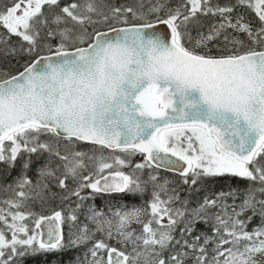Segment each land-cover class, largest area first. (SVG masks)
I'll use <instances>...</instances> for the list:
<instances>
[{
    "label": "snow or ice",
    "instance_id": "obj_1",
    "mask_svg": "<svg viewBox=\"0 0 264 264\" xmlns=\"http://www.w3.org/2000/svg\"><path fill=\"white\" fill-rule=\"evenodd\" d=\"M237 4L254 10L258 28L243 16L233 22L235 5L211 0H181L175 8L167 0L63 7L12 0L0 10V27L23 42L3 54L28 56L15 74L0 71V164L9 173L19 164L22 173L18 191L9 185L7 212L0 208V264H186L189 257L193 264H264V0ZM198 14L220 22L203 32ZM80 142L99 146V154L76 151ZM136 155L142 162L132 165ZM33 169L36 187L51 178L67 191L71 179L70 195L80 201L85 189L93 199L119 201L110 199L107 211L90 207L87 222L65 237L61 211L49 217L29 209L24 189ZM160 169L178 170L191 185L247 183L189 209L160 182ZM149 187L151 198L137 206ZM177 201L182 207H173ZM256 218L259 226L248 231ZM67 219L77 221L75 210ZM201 222L211 235H194ZM88 243L83 260L69 255Z\"/></svg>",
    "mask_w": 264,
    "mask_h": 264
},
{
    "label": "rangeland",
    "instance_id": "obj_2",
    "mask_svg": "<svg viewBox=\"0 0 264 264\" xmlns=\"http://www.w3.org/2000/svg\"><path fill=\"white\" fill-rule=\"evenodd\" d=\"M72 1L73 0H59V3H60V6L63 7L65 5H67V4L72 3ZM173 1L175 2V4L173 6H170L168 4H167V6L171 7V8H175L181 3V0H173ZM213 1H214V3H212V0H211V3L213 5H219V6H224L226 4L235 5L234 11L230 14L233 22H235V20H236V18L238 16H243L244 22H249L252 25L253 28H258L260 22H259L258 18L255 16L254 10H252V9L246 7V6L238 5L237 4V0H213ZM103 2L106 3L104 0H103ZM136 2H137V0H113L109 4H113L115 6H120V5L134 6L136 4ZM254 2H255V0H253V3ZM189 7H190V5H189ZM43 11L46 14L48 13L47 6H44ZM57 11H59V9H57ZM161 15H163V13H161ZM198 18L203 19V20H205V22H207L206 25H202V27L200 29L203 32H207L209 27L212 24H214V23L218 24L220 22V17L218 15L217 16H211V15L204 16L202 14H198ZM4 31L8 34L6 29H4ZM228 32L230 34H234V33L242 34V33L234 32L232 29H228ZM195 35H196V32L193 33V36H195ZM16 38H17L16 39L17 42H19L20 46H21V44L23 42L20 40L19 37H16ZM246 38H247L246 39V43H250V41L248 40L247 36H246ZM221 40H222V37H221ZM52 42L56 43L57 41H52ZM210 48H211L213 54H217V47H216V43L215 42L210 45ZM11 49L12 48L9 45L5 46L2 43V40H0V55L1 56H4V58H8L9 55L5 56L3 54V52L5 50L10 51ZM20 54L27 56L24 53H20ZM42 139H47V138L44 137ZM79 144H81V143H79ZM94 149L96 150V153L99 154V149L94 147V146H90L88 148V150H86V151L82 150L80 147H79V149L77 148V146L75 147L76 151H83V152L88 153L89 155H92ZM105 152H107V151H105ZM105 152H104V154L108 155ZM117 154H119V153H117ZM140 162H142V157L140 155H136V156H133L131 158L132 165H135L136 163H140ZM52 167L56 168L57 164H52ZM16 168L19 171V175L16 178H14L12 183L10 184L13 188H17L16 182L18 181V179L22 175L21 168H20L19 164H17ZM123 170L125 172H130L131 168H125ZM12 171L13 170H11L10 172H12ZM146 172H147V170H145V176H144L145 179L147 178ZM85 175H87V172H85ZM159 176L161 177V181H160L161 183H163L164 180H167L169 182L168 188H169L170 192H171V189H175L177 195L180 198V201H184L185 200V198L182 197V194L179 193V188L181 187V185L185 184V183H183V178H179V177L173 176L171 174H167V173L160 172V171H159ZM28 178L32 180V186H31V188L26 187L24 190L29 192V195L32 197V199H30L28 201L29 209L32 212H34V213H36L38 215H42L43 213L50 214V213H52L54 211H61L62 215L65 217V221L62 224V228H63L65 237H67L70 232L71 233L78 232L79 228L84 223L87 222L86 221V217H87V215L90 214L89 213V208L90 207H94V208L98 209L97 207H95V203H94L96 198L95 199L91 198V196L89 195V193H90L89 189H85V190H83L81 192V196L88 197L87 199H84L83 201H80L76 196L70 195V192L76 188V184L73 183L71 181V179H69L66 182L67 185H68V190L66 191L64 189H61L58 186L57 182L54 179H51V178L46 180V181H42L41 186L40 187H36L37 176L35 175L34 169H33V174L28 176ZM43 184H47V187H43ZM185 186L189 187V186H191V184H185ZM2 189L4 191V197L2 199H0V208H4L5 212H7V205H5L3 202L6 201V200H9V199H12L13 196H14V193L9 188V186L3 187ZM18 190L19 189L17 188V191ZM58 190L62 191V194L65 195L64 197H68V199H64V197L63 198H59L58 197V192H57ZM150 192H151V187H149V195L146 196L145 199H142V200H144L143 204L142 205H137V206H144L145 205V200H148V199L151 198L150 197ZM185 193H186V191H185ZM164 198L167 199L166 196ZM77 203L81 204L80 208H76V204ZM173 207H182V205L180 204L179 201H177L173 205ZM188 208L191 209L189 205H188ZM73 210H75V215L78 217L77 221H75V222L67 219V217L70 214H72ZM99 210L107 211V207L99 209ZM182 226L183 225L181 224V225L178 226V228L182 227ZM132 227L134 229H136L137 231L141 230L140 225L133 224ZM254 228L255 227L252 228V227L247 226V230L250 231V232ZM176 235L179 238V231L178 230H177ZM9 238H10V234H9ZM95 239H97V240L105 239L106 242L108 244H110L111 246L119 247V245L117 244V241L115 239L107 240L106 236L104 234H102V233H97L96 236H95ZM89 248H91V243H88L87 245H82L80 248H78L74 252L69 253V255H78L83 260L85 258V253H88V249ZM129 251H130V248H129ZM209 251L211 252V248H209ZM104 256H105V259H106V253L104 254ZM0 259H4V258H0ZM87 259L88 260L92 259L90 254L88 255ZM186 264H193V260H192L191 257L186 258Z\"/></svg>",
    "mask_w": 264,
    "mask_h": 264
},
{
    "label": "trees",
    "instance_id": "obj_3",
    "mask_svg": "<svg viewBox=\"0 0 264 264\" xmlns=\"http://www.w3.org/2000/svg\"><path fill=\"white\" fill-rule=\"evenodd\" d=\"M106 3H111L113 0H104ZM74 2V0L72 1ZM153 2H155V0H153ZM12 3V0H0V10H6L7 6H10ZM212 3H214V1L212 0ZM167 4L170 6H173L175 4V2L173 0H167ZM199 19V22L201 25H206L207 22H205V20L203 19ZM195 31H192V34ZM231 35H235L237 36L239 39L243 40L246 43V36L244 34H231ZM17 36L11 35V34H7L4 29L2 27H0V40H2V43L6 46L9 45L12 49L16 48L18 49L20 47V43L17 42ZM28 60V56L22 55V54H18V55H9L8 58H4V56L0 55V71H6V72H12L13 74H15V72L17 70H22V66L23 64ZM77 148L79 149V147L82 150H87L85 148V146L83 144H77L76 145ZM47 154H45L46 156ZM35 158V157H34ZM59 162L53 158V163L52 164H58ZM33 174V170L28 171L27 175L30 176ZM19 175V171L17 170V168L13 169L12 172L9 173V171L7 170V166L0 164V199H2L4 197V191H3V187H7L9 186L13 179L16 178ZM19 180V179H18ZM246 181H241V180H235V181H231V182H226V181H213L210 182L206 185H201V184H197V185H191L189 187H186L185 184L181 185V187L179 188V193L182 194V197L185 198V200L188 201V205L190 206V208H194L197 206L198 203H202L203 199L207 196L209 198H215V196L221 192H227L229 191V186L231 187H241L243 188L246 185ZM186 191V193H185ZM58 197L59 198H63L65 195L62 194V191L58 190ZM182 198V199H183ZM119 201V197H115L113 199V202ZM129 201L131 202V198H129ZM141 200L137 199L135 201L136 204H139ZM96 203V207L97 208H102L103 204L100 202L99 198H96L95 200ZM227 203L231 204V198H229L227 200ZM237 203H239V201H237ZM213 212H215L216 210L213 209ZM43 216H46L48 214L43 213ZM259 218L254 219L250 224H248L249 227H257V225L259 224ZM212 223H214V221H212ZM259 226V225H258ZM201 232H206L209 235H211V227L210 224L206 225L203 222H201L200 224L197 225V229L196 232L194 233V235H199ZM191 239V238H189ZM66 258V257H65ZM26 264H39L38 261L36 260H31L29 259Z\"/></svg>",
    "mask_w": 264,
    "mask_h": 264
},
{
    "label": "flooded vegetation",
    "instance_id": "obj_4",
    "mask_svg": "<svg viewBox=\"0 0 264 264\" xmlns=\"http://www.w3.org/2000/svg\"><path fill=\"white\" fill-rule=\"evenodd\" d=\"M81 144H83V143H81ZM84 146H85V148L88 150V148L90 147V146H93V145H88V144H83ZM94 147H96V148H98L99 149V146H94ZM105 151H107V152H105ZM104 152L106 153V154H109V150H105ZM160 172H164V173H167V174H171V175H173V176H176V177H179V178H182L181 176H178V175H176V174H172V173H168V172H166V171H162V170H159ZM89 191H91L90 189H89ZM96 198H99V200H100V202L103 204V207L102 208H105V207H107V202L110 200V199H114V198H109V197H99V196H97ZM96 200V199H95ZM141 201L139 202V204H137V205H142L143 204V201L144 200H142V199H140ZM95 203V202H94ZM115 203V202H114ZM95 207H96V203H95ZM102 208H98V209H102ZM55 212V211H54ZM54 212H52V213H50V214H48V215H51V214H53ZM48 215H46V216H48ZM61 227H62V225H61ZM62 231H63V228H62ZM63 234H64V231H63Z\"/></svg>",
    "mask_w": 264,
    "mask_h": 264
},
{
    "label": "water",
    "instance_id": "obj_5",
    "mask_svg": "<svg viewBox=\"0 0 264 264\" xmlns=\"http://www.w3.org/2000/svg\"><path fill=\"white\" fill-rule=\"evenodd\" d=\"M157 27H158V29L161 30V31H170V30L167 29V26H166V25H157ZM80 143L91 145V144L86 143V142H80ZM160 170H162V171H166V172H168V173L176 174V175H178V176H181V175H180V172H179L178 170H175V169H172V170H168V169H160ZM52 215H53V214L48 215V216L51 217ZM61 229H62V227H61ZM62 232H63V231H62Z\"/></svg>",
    "mask_w": 264,
    "mask_h": 264
}]
</instances>
